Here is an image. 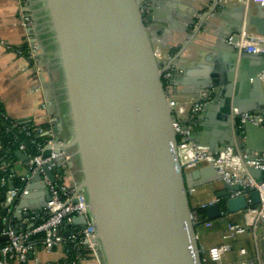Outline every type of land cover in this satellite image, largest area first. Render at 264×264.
<instances>
[{"label": "water", "instance_id": "95a60500", "mask_svg": "<svg viewBox=\"0 0 264 264\" xmlns=\"http://www.w3.org/2000/svg\"><path fill=\"white\" fill-rule=\"evenodd\" d=\"M41 2L45 11L44 40L47 48L51 43L52 53L33 37L30 42L36 47V68L48 111L57 129L61 128L62 118L66 119L69 133L60 144L69 161L63 165L59 158L57 171L63 176L59 184L74 187L83 195L102 264H202L195 233L201 222L191 219L189 176L178 161L167 99H192L202 103V112L194 118L222 121L220 136L209 137L201 125L194 126L190 139L195 144L213 151L228 146L241 155L263 152V127L245 122L242 130H231L237 126L241 112L264 115L259 89L264 93V57L240 52L233 45L243 27L264 35L263 7L238 0L234 15L223 16L214 13L223 5L218 0ZM144 6L150 10L146 16ZM28 8L33 9V5ZM168 11L177 14L172 15L174 20L178 16L182 19L185 32L197 20L200 22L193 36L183 35L186 42L191 43L199 35L198 41L211 39L214 45L205 53L202 68L179 67L182 73L173 72L165 82L153 47L162 45L156 31L161 22L169 23L165 17ZM31 30L28 28V32ZM51 57L62 83L65 115L60 114L54 99L49 78V71L53 72ZM255 134L262 136L263 142L253 147L250 138ZM47 154V150L42 152L43 156ZM16 155L25 160L21 152L16 151ZM43 171L54 181L46 166ZM248 172L255 179L264 176V171L254 168H248ZM199 173L197 170L194 175ZM39 179V173H35L32 180ZM232 188L236 186L224 184L216 196L223 198L229 212L235 213L246 208L247 201L244 195L228 198ZM43 190L45 199L36 214L43 212L49 201L48 190ZM31 193L32 189L21 201ZM249 197L253 205L258 204L256 190ZM21 201L14 200L2 208L7 225L14 223L9 210H14L15 218L29 217L30 213L21 212ZM206 214L210 220L218 218L219 205L208 206ZM87 219L77 216L64 223L62 234L73 223L84 227ZM7 239V235L0 237V241ZM28 257H32L31 252Z\"/></svg>", "mask_w": 264, "mask_h": 264}, {"label": "built area", "instance_id": "2783aa9c", "mask_svg": "<svg viewBox=\"0 0 264 264\" xmlns=\"http://www.w3.org/2000/svg\"><path fill=\"white\" fill-rule=\"evenodd\" d=\"M218 2L222 3V0H218ZM247 2L259 4L264 10V0H247ZM18 3V19L23 26L27 27L31 22L27 14V2L18 0ZM142 11L145 16L148 14L146 6L142 8ZM233 45L240 51L259 53L264 57V35L251 33L245 27L241 29ZM8 48L11 47L8 46ZM13 50L18 56L27 60L30 64L28 68L32 67L34 72H36L35 61L29 47L26 51L20 46ZM153 55L162 70L163 81L167 82L174 66L171 56L165 54L162 48L157 45L153 47ZM261 80L264 81V75H261ZM167 102L172 110V128L176 136L177 157L181 168L189 172L199 165L211 167L221 182L229 187L236 186V189L232 188L228 193V198L244 195L247 201V207L236 212L240 213L236 220L230 218L233 213L227 210L225 201L218 196H213L209 201L192 206L191 219L193 222H201L204 228H211L214 225L225 227L222 242L208 247L199 246L202 261L211 264H225L222 261L226 256L234 252L233 242L238 237L248 233L251 238L252 253L245 246H239L235 253V260L229 264H263L259 243L261 236L258 234L257 229L264 222V176L260 179H255L249 174L248 168L264 171V151L241 155L234 148L228 146H221L218 150L213 151L207 146L195 144L190 139V133L193 128L194 116L202 111V103H193L185 107L180 105L175 98H168ZM234 112L237 113L236 109ZM1 116L5 120L9 118L5 112L1 113ZM186 116L190 120L188 124L183 123V119ZM48 122L47 136L43 141H36L31 138L33 132L41 133L43 131L41 127L36 126L31 130L26 127H18V133H23L33 145L32 150L28 149L27 144L20 141L16 136H14L11 146H9H15L16 150L25 156L24 163L28 172L20 177L18 185H12L4 190L3 204L8 205L28 194L29 179L35 173H39L40 182L48 190L49 201L46 203L41 215H44L45 218L36 223V219L39 216L34 217L32 228L28 231L15 232L10 225L6 224L7 217L5 215L1 217L0 237L7 235L8 239L0 244V264H44L36 257H28V254L32 253L34 248L31 240L36 237H40L43 250L49 251L57 246L61 247L65 253V257L62 259L64 261L63 264H79L81 259L79 253L76 252L74 258L68 261L70 245L76 248L81 245L85 246L93 254H96V243L93 241L95 229L87 219V204L83 195L74 187L67 188L59 184L62 179V174L57 171L59 158H62V164L66 165L69 161V155L60 147L62 142L55 137L51 120ZM245 122L264 128V115L250 112L239 113L237 129H241ZM11 125L15 127L17 122H12ZM9 147H4L0 143V188L5 187L7 179L12 177L8 166L11 151ZM46 150L49 151V154L43 156L42 152ZM44 166L51 172L54 181H51L43 171ZM252 190H256L259 196V202L255 205L251 203L249 197V193ZM192 191L193 189L189 188V193ZM213 204L219 205V217L210 220L206 214L204 218H200L197 210L203 209L206 211L207 207ZM77 216H84L88 220L87 224L82 228H71L70 226L69 231L66 234H62L66 230L64 223H70ZM59 263L56 262L54 264Z\"/></svg>", "mask_w": 264, "mask_h": 264}, {"label": "crops", "instance_id": "0c3cea01", "mask_svg": "<svg viewBox=\"0 0 264 264\" xmlns=\"http://www.w3.org/2000/svg\"><path fill=\"white\" fill-rule=\"evenodd\" d=\"M25 1L27 2L28 7L29 4L33 5V9L28 8L27 11V14L31 19V22L27 27L23 26L18 19V0H0V103L3 106L6 115L13 120H17L20 122H31L34 125H42L44 123H49L48 121L51 120V125L55 137L59 141L65 142V140L69 138L66 119L62 118L61 128L57 129L53 115L50 114L48 111V105L46 100L44 99V95L41 89L39 73L36 68V61L38 60V58L35 56L34 52L36 47L33 46V44L30 42L32 37L35 38L36 41L41 46H43V48L47 52L48 48L44 40L45 26L43 25L45 21V11L41 0ZM243 1L249 6L259 5L249 3L247 2V0ZM222 2L223 5H221L220 7H216L214 13L217 12L218 14H222L223 16H233V11L235 10L234 8L238 4V0H223ZM195 4L199 5V3L196 2ZM147 5L149 6L150 4L147 3ZM210 5L212 6V4ZM188 7L197 9L195 5H188ZM183 12L187 13V8H184ZM149 13L150 10L148 9V14ZM172 15L173 12L168 11V17H165L168 18L169 23L161 22V28L157 29L156 31V34L158 35V38L161 39L162 44L160 45L159 43H157L156 45L161 47L163 52L167 55H170L171 60H173L174 66L171 74L176 71L181 74L182 72L178 68L182 66L185 68L188 67L187 69L191 70L202 68L205 63L203 61L204 55L206 52L211 51L210 46L214 45L213 41L211 39L208 42L202 39L198 41L197 38L199 39L200 37L199 35H197V38L193 39L191 43H189L188 41L186 42L183 35L193 36V31L195 32L200 22H198L197 20L195 25L188 27L185 32V30L183 29L184 23H182V19L178 16V18L174 20L173 16L177 14L175 13L173 16ZM30 27H32V30L28 32V28ZM248 31L251 33H255L252 28H248ZM185 43L188 44L185 45ZM23 44H26L27 48L29 47L33 54L36 72H34V69H32V67L28 68L30 64L27 62V60L18 56L13 50L14 48ZM8 46L11 48H8ZM212 52L213 54H215V51ZM49 78L52 83V89L55 92L54 72L49 71ZM263 82L264 81H262V84ZM167 88H171L169 82L167 84ZM259 89L261 90V97L264 101V93H262V88L260 86ZM256 91H258V89ZM54 99L56 103H58L55 98V93ZM176 100L180 105H183L185 107H188L191 104L195 103L194 100L188 98H180ZM57 107L59 110V105H57ZM258 108L260 109L261 107ZM188 118V116L184 117V124L189 123L190 120ZM196 125H201V129L206 132L209 137H211V135L220 136L223 133L224 129L222 121L218 118H206L202 121L195 118L193 121V127ZM231 130L233 132L238 131L237 126L232 127ZM250 142L251 145L254 147L257 143L263 142V138L259 134H255L250 138ZM250 153H253V151ZM8 166L9 172L12 174V176L18 179H20V177L24 176L28 172L24 160H22L18 155H16L14 159H11L9 161ZM197 170H199L200 173L194 175ZM188 176L189 177L187 179V183L189 185V188L193 189V191L189 193L191 195L194 193L197 187L204 185L210 186L209 188L212 191V195H210L211 198L213 196H216L218 192H221L224 189V183L219 180L218 175L211 167L199 165L192 169L190 172H188ZM32 178L33 175L30 177L28 184L29 192L32 189L31 196L22 201L21 197L17 199V203L20 201L23 202L21 212L30 213L29 217H19V215V218H15L12 215L14 210H9L10 218L14 220V223L9 225L17 233L25 232L31 229L34 217H40L43 213L41 212L36 214L37 209L42 205L45 199V192L43 190L45 187L40 182V179L33 181ZM1 198L0 209L4 208L5 206ZM199 203L202 202L195 201L193 205H197ZM82 227L83 226L81 224L77 223H73L71 225V228ZM257 232L261 236L259 243L261 256L264 264V222L258 226ZM250 239V234H248L247 238H245V242H247L249 246L245 247L249 250L250 253H252V245ZM31 241L34 244L32 257L38 258L44 264H54L56 262L61 261L65 257V253L59 246L49 251L43 250L41 246L40 237L33 238ZM79 264H102V262L97 252L96 254H93L89 250L88 254H86L84 257H81Z\"/></svg>", "mask_w": 264, "mask_h": 264}, {"label": "trees", "instance_id": "16d2710c", "mask_svg": "<svg viewBox=\"0 0 264 264\" xmlns=\"http://www.w3.org/2000/svg\"><path fill=\"white\" fill-rule=\"evenodd\" d=\"M20 48H22L23 50H27V45L23 44L20 46ZM4 109L2 104L0 103V143L4 146V147H9L11 146L10 144H12V140L14 139V136H16L20 141H23L27 144L28 149L32 150L33 149V145L29 142V139L26 138L24 136L23 133H18V127H26L27 129L31 130L32 128L39 126L43 129V131L41 133H36L33 132L31 138H33L36 141H43L46 139V129L49 128V125L47 123H44L42 125H34L31 122H20L17 120H13L11 118H8L7 120H5L2 116L1 113H4ZM12 122H17V125L15 127H12ZM8 130V131H7ZM10 148V157H9V161L11 159H14L16 157V147H9ZM20 183L19 179L12 176L10 179H7L6 182V186L3 188H0V198L3 195V192L6 188L12 186V185H18ZM192 208V205H190ZM199 217L200 218H204L206 215V211L203 209H198L197 210ZM3 213H2V209H0V229L2 227V222H1V217H3ZM45 218V216H40L38 219H36V223L42 221ZM4 243V241H0V244ZM69 246V245H68ZM76 252L79 253L80 257H84L86 254L89 253V250L85 247V246H79V248H76L75 246L70 245L69 246V252H68V261H71L74 256L76 255ZM202 258V255H201ZM59 264H63V260L59 261ZM202 264H211L208 262H202Z\"/></svg>", "mask_w": 264, "mask_h": 264}, {"label": "rangeland", "instance_id": "374dc122", "mask_svg": "<svg viewBox=\"0 0 264 264\" xmlns=\"http://www.w3.org/2000/svg\"><path fill=\"white\" fill-rule=\"evenodd\" d=\"M209 187H210L209 185L197 187L192 195L189 194L190 205L193 206L195 201H200V202L209 201L211 199L210 195H212V191ZM238 216H240V213L235 212L232 215H230V218L236 220ZM195 233L198 236L199 246L208 247L212 244H216L219 243L220 241H223L222 235L225 234V227L222 225H214L211 228H204L202 225H198L195 227ZM247 235L245 234L243 236H240L233 242L234 252L226 256V258L222 261V263L229 264L233 262L235 260L236 250L240 245L247 247L249 246V244L245 242V238H247Z\"/></svg>", "mask_w": 264, "mask_h": 264}, {"label": "flooded vegetation", "instance_id": "af4514ba", "mask_svg": "<svg viewBox=\"0 0 264 264\" xmlns=\"http://www.w3.org/2000/svg\"><path fill=\"white\" fill-rule=\"evenodd\" d=\"M48 49L49 51L52 53V45L51 43L48 44ZM51 60H52V71L54 72V75H55V81H54V89H55V98L58 102V105H59V111L65 115L66 112H65V106H64V103H63V98H64V95H63V89H62V83H61V80H60V77H59V73H58V69H57V66H56V62H55V59L54 57L52 58L51 57ZM57 76V78H56Z\"/></svg>", "mask_w": 264, "mask_h": 264}]
</instances>
